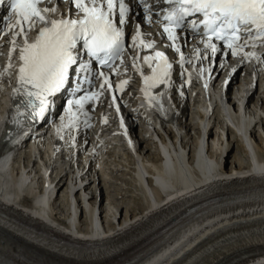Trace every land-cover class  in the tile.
<instances>
[{
    "label": "bare ground",
    "instance_id": "1",
    "mask_svg": "<svg viewBox=\"0 0 264 264\" xmlns=\"http://www.w3.org/2000/svg\"><path fill=\"white\" fill-rule=\"evenodd\" d=\"M53 17L60 18V15L57 12ZM34 34L35 31L30 34V39ZM7 47L10 48V45ZM7 52L0 50V139L6 127L13 124L14 118L11 116L7 89L14 77L15 61L12 60L13 68L5 73L9 62ZM240 59H230L223 72L213 67L208 85L214 108L209 116L207 112L201 115L196 109L192 110L194 105L187 101L183 103V94L198 97L193 91L184 90V84L189 83L188 78L181 79L178 73L173 72V83L162 85V95L152 100L157 114L167 127L165 134L169 142L160 137L163 147L159 150L152 140L141 141L143 145L136 152V160L126 153L121 141L116 138L108 140L109 148L103 145V138L95 137L101 134L97 130H107L110 126V122L104 123L105 119L111 120L107 108L95 113L88 109L90 128L83 125V119L79 128L71 130L60 128L61 124H42L38 127L37 120H34L20 131L14 141L8 140L6 147L11 143L13 147L3 156L0 155V203L9 206L6 210L14 219L0 214V264H10V259L23 264H93L110 257L118 258L139 243L148 241L159 231L162 223L179 214V211L183 212L188 204L197 199L223 195L229 191L242 193L234 191L236 189L264 194V189H250V186L264 182V170L252 166L248 153L251 146L258 162L264 164V143L258 136L259 133L264 135V80L257 93L251 92V82L238 79L241 67L236 61ZM257 65L258 75H263L264 79L263 66L259 62ZM233 67L237 71L231 74ZM130 69L132 79L137 84L138 73ZM142 69L146 70L145 75L149 74L146 65L142 64ZM200 78L205 86V73L200 74ZM222 81L226 83V91L230 92L233 88L237 90L234 93L237 103L242 96L247 97L243 115L231 114L220 102ZM199 94L201 97L204 95L201 89ZM115 95L118 96L117 103L121 105L119 113L114 107L119 125L122 117L121 128L130 133L131 142L126 139L128 145H134L133 139L140 144L141 137L146 136L148 130L133 127L143 121L136 108L138 94L123 91L115 92ZM227 98L230 104L229 94ZM67 122L65 115L63 123ZM142 127L146 128L145 124ZM38 130L49 135H38ZM70 131L78 145L85 141L90 145L87 157L81 159L84 170L86 165L83 167L82 163L90 160L88 168L73 186H70L73 173L67 176L62 174L74 163L73 159L66 161L65 156L70 152L60 157L57 151L68 144ZM132 131L135 136H131ZM247 133L250 134L249 140L244 139ZM27 136L32 137L33 147L25 143ZM209 142L213 143L212 147H209ZM93 152L100 155L92 160ZM58 158L61 161L56 163ZM21 164L26 169L23 174L18 170ZM246 169L251 171L247 176L253 177L244 175ZM48 171L49 180L45 183L43 176ZM182 193L189 196L176 203L167 202L166 197H162V194L178 196ZM125 195L132 198L133 205L125 203ZM56 202L59 203L56 205ZM46 205L50 212L66 214L63 220L68 224L65 227L67 231L77 224L79 233L75 235H87L92 241L90 247L95 244L97 247L71 250L68 249V243H63L65 238L54 240L39 232L38 226L63 225L59 215L58 218H52L55 223L48 220ZM217 208L223 211L210 215L212 211L207 210L193 216L192 221L188 220L182 225V232L177 238L168 239L167 245L143 264H170L186 250V258L179 264H223L227 259L231 261L243 253L252 254L237 264H264V255L254 254L264 246V197L253 202H241L240 205L220 202ZM236 221L243 223L238 224L235 230L223 232ZM212 233H217V236L195 247ZM103 237L107 239L101 240ZM159 242L148 244V249L143 250V253L156 251ZM27 250L30 259L21 255L22 251ZM141 252L128 253L129 259Z\"/></svg>",
    "mask_w": 264,
    "mask_h": 264
},
{
    "label": "snow or ice",
    "instance_id": "2",
    "mask_svg": "<svg viewBox=\"0 0 264 264\" xmlns=\"http://www.w3.org/2000/svg\"><path fill=\"white\" fill-rule=\"evenodd\" d=\"M60 2L68 4L69 8L67 14L61 12L57 19L53 15L59 11L58 6H45L53 0H0V6L8 5L12 16L11 20L7 16L0 18L8 21L0 26V39L5 35L9 37L5 42L10 45L5 73L13 68V54L19 61L14 92L22 99L17 108L31 109L33 119L36 116L44 118L46 109L54 102L49 97L71 82L74 95L66 102L68 122H62L60 128H79L81 117L83 125L90 128V111L85 106L99 101L105 91L113 93L109 106L115 105L116 111L120 112L121 105L114 93L123 92L129 80H121L113 89L114 82L109 75L96 71V66L116 75L121 67L125 73L128 71L124 61L125 34L130 13L135 11L133 6L142 7L144 22L162 24L163 31L157 34H166L170 43L164 46L179 54L178 61H173L164 51L155 50L157 41L145 39L153 33L142 32L141 21L131 17L135 20L136 30L127 50L131 68L142 77L141 91L150 104L156 98L150 90L173 83L174 63L181 68V78L186 72V64L196 67L197 63L203 65L205 60L209 61V66H200L199 72L202 75L211 73L215 58L223 49L231 56L241 57V64L251 59L264 64V54L247 50L264 46L257 43L264 41V0H57V4ZM186 30L193 39L198 37L203 45V48L195 46L193 54L182 51L181 41ZM33 31L36 32L34 40L30 39ZM146 49L154 51L141 57L140 52ZM141 61L150 70V75H145ZM226 63L225 60L216 66L223 71ZM236 71L235 67L231 69L232 73ZM95 80L101 83L99 89L93 91L90 89L95 88ZM188 81L191 82L190 76ZM81 91L83 95L76 97L75 93ZM20 115L24 113L20 112ZM61 119L63 121V117Z\"/></svg>",
    "mask_w": 264,
    "mask_h": 264
},
{
    "label": "rangeland",
    "instance_id": "3",
    "mask_svg": "<svg viewBox=\"0 0 264 264\" xmlns=\"http://www.w3.org/2000/svg\"><path fill=\"white\" fill-rule=\"evenodd\" d=\"M230 160V159H229ZM113 190V188H111L110 189V191H112ZM124 200H125V203H129V204H132V198L130 199V197H126V195H125V197H124ZM133 205V204H132Z\"/></svg>",
    "mask_w": 264,
    "mask_h": 264
},
{
    "label": "water",
    "instance_id": "4",
    "mask_svg": "<svg viewBox=\"0 0 264 264\" xmlns=\"http://www.w3.org/2000/svg\"><path fill=\"white\" fill-rule=\"evenodd\" d=\"M244 197H246V195L240 196V198H244Z\"/></svg>",
    "mask_w": 264,
    "mask_h": 264
}]
</instances>
